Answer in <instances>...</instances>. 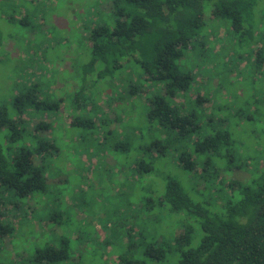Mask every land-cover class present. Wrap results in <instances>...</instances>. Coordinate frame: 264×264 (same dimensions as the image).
<instances>
[{
  "label": "trees",
  "instance_id": "trees-1",
  "mask_svg": "<svg viewBox=\"0 0 264 264\" xmlns=\"http://www.w3.org/2000/svg\"><path fill=\"white\" fill-rule=\"evenodd\" d=\"M109 7L82 21L83 55L70 54L62 72L48 47L27 66L48 76L23 69L25 82L6 85L0 70V216L21 209L19 220L31 213L55 230L0 221V264H264V102H257L264 86L248 81L250 67L264 70V0H109ZM7 10L0 0V57ZM220 24L225 44L215 31ZM208 60L218 68L209 71ZM60 74L73 86L54 98L67 86ZM64 111L65 129L58 118L48 122ZM251 142L261 149L251 152ZM95 149L123 155L134 179H119L118 192L99 204L89 193L91 177L106 185L87 165ZM76 155L85 171L49 183ZM230 170L248 177L232 179ZM66 196L76 210L97 204L104 228L89 230L86 217L75 219ZM5 237L13 251L5 250Z\"/></svg>",
  "mask_w": 264,
  "mask_h": 264
},
{
  "label": "rangeland",
  "instance_id": "rangeland-1",
  "mask_svg": "<svg viewBox=\"0 0 264 264\" xmlns=\"http://www.w3.org/2000/svg\"><path fill=\"white\" fill-rule=\"evenodd\" d=\"M5 2L8 4V10L5 12L6 18H4L5 23L1 25V31L4 34V42L5 48L3 49L1 53V64L2 67H0V70L4 74V80L6 82V85L9 83H22L27 80V77L24 76L21 80H19L18 76H21V74L26 70H33L37 75L40 76H48V73H44L41 71V68L34 67V62L38 61L40 56L44 52V47H48L49 51L47 53L48 56H50L49 59L53 60L52 65H60L58 66V69H56L57 72H62V68L67 69L69 67L68 62L69 55L73 54L74 51L78 49L77 54L80 56L83 55L82 50L80 49L78 45V39H80L81 36H83V25L82 21H89V12H92V10L97 12L99 9L102 13L107 14L110 10L109 7V0H5ZM10 16L13 18L10 19ZM23 16L26 17L25 22L22 24H19L17 19L22 18ZM9 17V18H8ZM93 17V14L91 15ZM8 18V19H7ZM210 17L208 18V20ZM41 21H43V25H41ZM29 26H33L35 28V33L31 32L29 29ZM26 27V28H25ZM40 27L43 28V31L40 30ZM28 28V29H27ZM46 28V29H44ZM48 30V31H47ZM47 31L48 33L51 32L53 34V38H49L48 35H44V32ZM215 31L217 33V36L221 39L219 41L221 43L225 44L226 40V33L225 29L222 27V25H217L215 27ZM71 32V33H70ZM73 32V33H72ZM54 35H58V37H54ZM44 40V42L41 44L39 49L35 50L34 46L36 44H39V40ZM217 43V42H216ZM255 46V45H254ZM253 46V47H254ZM30 51V52H29ZM57 58V60L55 59ZM32 62V66L30 68H27L28 62ZM207 66L210 68L209 71H213L214 68H218L217 64L214 61L207 62ZM44 67H48L49 64L46 62V60L43 61L42 64ZM39 66V65H38ZM55 66V67H56ZM2 68V69H1ZM25 69V70H23ZM252 67H250V74L248 81H253L257 87H263L264 86V70L261 75L259 73H251ZM32 71V72H33ZM66 74V73H65ZM65 74H60L61 79L63 81V84L67 82V86L60 90L57 88L54 90V98L60 97V93H65L68 91V89H71L73 86V83L70 80H65L66 76ZM34 74V79L37 80L39 77ZM11 80V82H10ZM61 80V81H62ZM70 82V84H69ZM250 83V84H253ZM71 85V86H70ZM250 88H253V85H249ZM52 90V91H53ZM257 102L263 103V99L260 98ZM100 106L105 110V112L108 114L109 119H113V113L112 110L109 109L108 106L105 105V103H101ZM135 111V110H134ZM136 112V111H135ZM134 114V113H133ZM133 125L136 123V113L133 115ZM58 118L56 120H60V124H62L63 129L66 127V123L64 122L65 118V111L64 113L59 114L57 116H50V120L48 122H51V119ZM37 119H33L31 121L32 124H35ZM31 124V125H32ZM55 126V125H54ZM58 126V125H57ZM117 126L116 123L110 122L109 128H114ZM31 128V127H30ZM241 128V125L239 126ZM60 128H58L57 132L54 130V133L58 139L61 140V136L63 135L61 133ZM39 136L46 137L48 135V130H40L38 133ZM60 136V137H59ZM65 137V136H64ZM67 141L70 139L68 137H65ZM250 140L252 138H249ZM65 141V140H64ZM68 143V142H67ZM261 144L263 142L260 141ZM261 145H256L251 142V146L249 150L251 152L259 151L261 148ZM63 149L67 153H71L74 149L70 146V144H63ZM107 151H104L102 149H95L93 153L94 160L88 161L87 165L89 167L94 165L92 175L95 176L96 179H103L106 181V185L101 189L99 184V181L95 180L94 178H90V182L92 183V186L90 187L91 193V199L99 204V201L101 199L103 200L105 196L114 194L113 192H118L119 186L117 184V181L119 179L127 178V180L134 183V179L131 178V174L128 170V166L124 165L123 155H118L114 159L112 156L107 155ZM115 160L119 163L114 165ZM62 161V160H60ZM84 161V160H83ZM82 159H79L77 155L75 158H71V163H78L77 165H72L70 162L63 161L60 163L62 170L66 171L65 173H58L54 178L50 179L48 178L49 183H55L60 184L62 183V180H65L67 175H73L77 172H80V170L85 171V167L83 165ZM264 159L260 161V163L263 164ZM91 163H93L91 165ZM121 163V164H120ZM86 166V164H85ZM96 168V169H95ZM175 168V167H174ZM176 173V172H175ZM177 176H181V173H176ZM226 176L231 177L232 179H238V180H244L246 177H248L247 173H244L242 171H229V173H225ZM98 177V178H97ZM183 181L184 183L187 182L186 176L183 175ZM200 189H202V184L199 183L198 185ZM76 188H73V192ZM128 190V188L126 189ZM67 204L72 207V209L75 211V219H81L86 217V223L87 228L90 229L93 228V225L95 228L99 230V227L104 228V223L106 221L105 216L101 214V209H99L97 204H91L88 206L87 209H75L73 205V200L71 197L66 196ZM101 203V202H100ZM28 206L30 210L35 207L34 203L31 201H28ZM2 208V207H1ZM0 208V209H1ZM10 208V207H8ZM17 212L22 213L21 209H17ZM15 210L10 208V212L7 211L3 216H0V221L3 223L11 222V224L14 227L18 226V223L20 222L21 227L24 229L26 228L25 223H30L32 220V223H35V226H38V230L40 232H44L46 234L52 233V231H55L54 228L46 222H34V219H31V213L25 216V219L19 220L20 215L18 216ZM16 216V217H15ZM31 223V224H32ZM88 228V229H89ZM89 229V230H90ZM105 230V229H104ZM38 231V232H39ZM109 233V231L107 230ZM179 232V230H178ZM111 235V234H108ZM98 241V240H97ZM3 242L6 244L5 250L7 251H13L14 244L11 242L7 237L3 239ZM84 243L81 242L76 244L74 247L76 249V252L80 250L83 252ZM96 245L95 247H97ZM106 251L107 249L102 247ZM93 249V248H92ZM91 249V250H92ZM18 254L22 257L25 256L26 252L23 250V247H19ZM78 251V252H80ZM78 254V253H77ZM104 259L109 262L112 261L113 258H110V255L108 253H105ZM108 262V263H109Z\"/></svg>",
  "mask_w": 264,
  "mask_h": 264
}]
</instances>
